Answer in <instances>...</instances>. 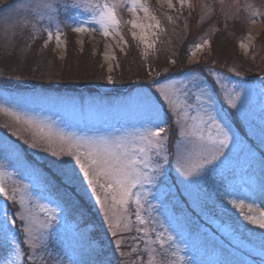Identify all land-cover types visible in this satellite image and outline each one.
<instances>
[{
    "label": "rangeland",
    "instance_id": "rangeland-1",
    "mask_svg": "<svg viewBox=\"0 0 264 264\" xmlns=\"http://www.w3.org/2000/svg\"><path fill=\"white\" fill-rule=\"evenodd\" d=\"M1 3L0 213L7 215L0 220V244H6L0 264H44L49 255L45 264H118L94 236L93 224L52 193L53 178L68 186L71 203L81 199L91 206L115 246L131 231L124 264H264V229L245 218L264 212V0H139L147 11L129 10L132 0ZM104 4L118 21L107 36L96 22L101 9L93 7ZM78 26L88 31H73ZM26 35L38 45L24 46ZM130 44L151 65L183 71L162 77L148 65L150 82L114 92L115 84L136 75L129 57L121 62ZM159 46L163 52L155 57ZM190 76L208 87L209 112L228 134V146L219 151L208 139L219 136L204 110L188 108L176 91ZM88 79L101 84L100 92L75 87ZM229 90L239 93L235 107ZM160 127L164 132L153 141L161 147L142 139ZM184 129L204 140L182 156ZM70 148L136 161L129 170L136 183L123 205L99 187L93 193ZM212 155L218 158L197 175L177 170Z\"/></svg>",
    "mask_w": 264,
    "mask_h": 264
},
{
    "label": "snow or ice",
    "instance_id": "snow-or-ice-1",
    "mask_svg": "<svg viewBox=\"0 0 264 264\" xmlns=\"http://www.w3.org/2000/svg\"><path fill=\"white\" fill-rule=\"evenodd\" d=\"M73 7H79V5H73ZM93 7L101 9L99 22L102 26L101 34L104 36L109 35L108 29L109 27L115 30V27L118 24L116 20L115 12L113 7L104 4V5H93ZM139 7L141 10L147 11L143 7V5L139 4V0H132L130 5L131 11H135L136 8ZM133 27H136L134 24ZM73 31L76 32H86L88 31L87 27L78 26L73 28ZM52 38V34L49 33L48 39ZM57 41H59V36H56ZM199 78L190 76L187 83L181 82L180 86L176 88V91L182 92L184 97V103L188 108L196 110L198 108H202L205 114L208 116L209 127H215L218 133L219 138H213L209 135L208 139L211 143L218 145L217 151L220 149L227 147L229 142V137L227 132H224L220 125L216 122V117L213 116L208 109V105L211 103V93L207 86L195 83ZM189 84L192 85V88H189ZM192 89H196L195 91ZM158 91L163 92V89H158ZM239 96V93L231 94V90H229V100L228 103L231 107H235V99ZM166 102H170L173 105V108L179 107L175 100H169L168 97H164ZM187 116V112L183 113ZM193 119H200L201 123H205L202 117H195ZM164 132V128L160 127L159 131H148L142 139L148 141V143L152 147H161L162 145H158L154 143L153 138H159L161 133ZM204 140V136L197 135L190 129H184L181 132V141L180 150L183 156L184 153H195L199 147V142ZM136 151L143 152V148L136 149ZM68 155L73 156V158L80 164L81 169L84 172V176L88 181V184L92 187L93 193H95L96 188L99 187L106 194L112 196V200L114 203H119L123 205L126 202V197L128 195V189L130 187L135 186L136 181L131 178V172L129 171L131 166L136 163L134 160L123 161L120 156L112 155L108 153L106 150H89L87 152H73L71 148L67 152ZM53 155H56L54 152ZM218 157L216 155H212L209 159L204 157L198 163L192 164L188 169L178 168L177 170L181 172L182 175L188 177L199 174V171L205 167V165L211 164ZM101 177L104 178V183H101ZM3 189H0L2 192ZM118 192L120 194V198L117 200V196L113 193ZM97 203L102 204L103 202L97 198ZM229 203H232L229 201ZM235 206V205H234ZM238 207V206H237ZM251 210V209H250ZM7 215V211L4 210L3 213H0V220H3ZM250 223L258 226L260 229H264V212H261L259 217L247 216L245 217ZM139 219V217H137ZM27 231V229H25ZM115 235V233H113ZM15 243V241H13ZM20 252L17 248L16 258L20 259Z\"/></svg>",
    "mask_w": 264,
    "mask_h": 264
},
{
    "label": "trees",
    "instance_id": "trees-1",
    "mask_svg": "<svg viewBox=\"0 0 264 264\" xmlns=\"http://www.w3.org/2000/svg\"><path fill=\"white\" fill-rule=\"evenodd\" d=\"M9 2H12V1H9ZM2 4H4V3H1L0 4V7L3 6ZM22 44H24V46H26V45L27 46H32V45H36L37 46L38 45V41L34 40L33 37H31L29 35H26V36H24V39L22 41ZM187 44H188L187 40L182 41L181 46L184 49L183 50L184 52H187V50H186ZM0 47H1V45H0ZM161 47L162 46H159V48L155 52H153L152 55H155V57H156L157 55L162 54L163 49ZM1 49L2 48H0V50ZM69 49H70V45L68 46V50ZM183 51H182V53H183ZM72 52L73 51L69 50V55H71ZM232 53L233 52L231 51L230 55ZM152 55L150 54V56H152ZM10 56H15V54H12ZM82 56L84 58V55H82ZM127 57L130 58V61L128 62V65L130 64L132 66V67H128V68H131L130 70H135L136 71V75H132L131 77L125 79L123 82L118 83V84H115L116 85V88H114L113 91L114 92H117V93L118 92H122V91L124 92L125 90H129L132 87H135L137 85H142V84H145V83L150 82L152 80V78H149V77L145 76V74H146L145 73V70H146V67L148 65L151 66V67L156 66V67H153L154 68V71L156 72V75H159V76H162V77H165V76H168V75H179V74H181V72L183 71V68H184L183 66H181L180 68H173V69L164 68L163 69V67L161 65L157 66V65H155L154 62L151 65L150 64V60L148 59L147 56L140 55V54L138 55L136 53L133 44H130L129 49L127 50V52L125 54V57L122 58V61H121L122 64H124V63L126 64L125 60H126ZM6 59L7 58H4L5 61H6ZM9 59H11V58L8 57V59L6 61V64H7V66L11 67L12 64H11V61ZM152 59H154V58L152 57ZM214 60H218V59L215 58ZM218 61L219 62H216L215 61V63L219 66V64L221 63V60H218ZM31 62L32 61H30L27 64L29 65V64H31ZM122 64H121V67H122ZM124 71L125 70L121 69V72H124ZM125 72H127V71H125ZM262 74H263V72L260 74V76H262ZM240 75L241 76H244V78H246V79H253V78H255V77H248V75H246V74H240ZM134 80H137V81H134ZM87 81H88L87 82L88 84H82V85H78V86H75V87H81V88L82 87H84V88L89 87V88H91V90H96V91L99 90L98 88H100V87L98 85H101L100 83H98L96 81L95 82L90 81V79H88ZM20 82H21L20 84H22V85L23 84H25V85H28L29 84V86H32V84H31L32 82L31 83H26L24 81H20ZM37 84H39V83H37ZM39 85H42V86H53V85H47V84H41V83ZM39 85H37V86L36 85H33V87H38ZM70 85L71 86L73 85L72 87H74V84L70 83ZM91 90H89L88 92L89 93H92ZM100 90L98 92H100ZM48 181H49V186L51 188L52 193H54V194L55 193H58L59 195L64 196V197H62L63 200L66 203H70L71 204V206L75 210V213L76 214H78L82 219H84L86 221H89V222H91L93 224V226L95 228L94 229L95 231L93 232L94 236H96V237L99 236V238L101 240L100 243L102 244V246L104 248H106L108 250L109 255L110 254H114V257H113L114 261H116L118 264H124L125 263V258L123 257V252L125 250H130L131 244H132L131 243L132 242L131 241L132 239L129 238V236L131 237V235H130L131 234V231H130L129 234H126V236H128V237H126V243H124L120 247L115 246L114 245V238H112L111 236H108V234L106 233V231L103 229L102 225L98 222V217H97L96 213L92 210L91 206H88V204L86 203V201L79 199V201H77L75 203H71V202H73V201H71L72 198H69L68 197L71 194L69 192L66 193V190L64 189V188L67 189V187H68L67 185L65 186L62 182H60L59 180H57V178L48 179ZM69 188L70 189H73V191L75 192V189L74 188H71V187H69ZM74 197H75V195H74ZM177 207L178 206H175V212H180V208H177ZM2 243H3V241H2ZM2 243L0 244V251H6L5 250L6 244L5 243L2 244ZM26 253H28V252L26 251ZM103 253L105 254V251ZM48 258L51 259V256L49 255ZM47 259H44V264L46 263V260ZM32 264H36V262H32Z\"/></svg>",
    "mask_w": 264,
    "mask_h": 264
}]
</instances>
